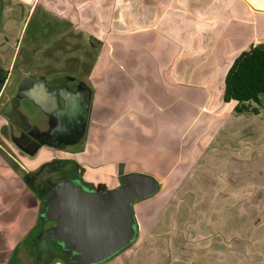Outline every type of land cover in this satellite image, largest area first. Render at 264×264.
Segmentation results:
<instances>
[{
  "label": "crops",
  "instance_id": "1",
  "mask_svg": "<svg viewBox=\"0 0 264 264\" xmlns=\"http://www.w3.org/2000/svg\"><path fill=\"white\" fill-rule=\"evenodd\" d=\"M38 7L56 17L55 35L34 38L14 75L20 37ZM259 44L264 0H0V136L26 84L82 82L92 99L83 139L65 150L23 152L18 168L28 174L64 159L105 189L131 172L154 175L160 189L134 205L139 235L125 264H264V96L261 106L248 104L257 113L236 112L223 99L228 69ZM2 166L0 230L14 223L9 212L23 217L40 206L38 195L28 202L31 181L3 175ZM4 253L0 264L9 261Z\"/></svg>",
  "mask_w": 264,
  "mask_h": 264
},
{
  "label": "water",
  "instance_id": "2",
  "mask_svg": "<svg viewBox=\"0 0 264 264\" xmlns=\"http://www.w3.org/2000/svg\"><path fill=\"white\" fill-rule=\"evenodd\" d=\"M24 94L44 108L33 89L25 90ZM86 128L84 120L71 143L80 142ZM159 189L156 177L142 172L123 175L121 184L113 189H101L82 179H64L43 201L40 217L56 225L39 239L59 244L69 255L65 260L102 264L138 239L134 205Z\"/></svg>",
  "mask_w": 264,
  "mask_h": 264
},
{
  "label": "rangeland",
  "instance_id": "3",
  "mask_svg": "<svg viewBox=\"0 0 264 264\" xmlns=\"http://www.w3.org/2000/svg\"><path fill=\"white\" fill-rule=\"evenodd\" d=\"M46 18V19H44ZM56 22V17L52 16H46L45 13H43V10L41 7H38L35 11H33L30 16L27 19V24L25 26V29L20 37V47L21 50L18 54V60L16 64V68L14 71V75H16L19 72V69L24 66L27 61V55H29V47L31 46L30 43H32L33 39L36 38L38 41L45 42V40H50L55 35L54 23ZM19 47V48H20ZM29 52V53H28ZM90 59L94 58V54L89 55ZM34 61L32 63L39 64L41 62V59L39 57L33 58ZM9 86L7 93L14 94L16 90L18 89L13 83ZM4 106V104H0V109ZM21 110L23 113L38 127L42 129L48 128L47 123V116L43 112L41 108H39L38 105H36L32 100H29L28 98L22 99L21 103ZM10 120V129L11 131L15 132L14 126L11 123ZM6 132H3V134L0 136V160L3 161V175L7 174L9 178L16 177V175H21L23 179L27 178L31 181V186L28 192V202L31 204L32 198L31 195L37 196L40 193V188L47 189L48 192H50L54 186L63 180V178L67 177L68 173H63L60 170L55 172L50 168L49 163H43L39 165L37 168H33L30 173H23L17 166V163L20 162V158H22V155L25 156L23 152H21L19 149H17L14 144L12 143L10 137L8 136V129H6ZM80 147V146H79ZM69 149L68 152H74L76 150ZM79 149V148H78ZM60 150V149H59ZM55 151L48 152L49 154L54 153ZM61 151H58L60 153ZM14 160L16 161V164L14 163ZM7 167V168H6ZM76 172V170H74ZM165 188H167V185L165 184ZM41 194V193H40ZM164 193H161L159 195V199L162 201H165L163 206H167L166 204L169 199L162 198ZM39 197V196H38ZM161 197V198H160ZM43 196H42V206L43 208ZM177 201L176 198H173L171 202ZM145 202H141L137 204V211L138 215L141 219V221L144 219V213H145ZM161 202L157 204V207H162ZM170 208V211L177 212L174 208V205L170 204L168 206ZM40 206L38 208H35L34 210L30 211L25 216L18 217L17 212H9L7 219L9 218V222H14L12 224H9L8 229H1L0 230V248L3 249L5 252L2 256L8 257L9 261L5 264H38L39 263V252L37 250V245H32V240L30 237L33 235L32 233L36 232L38 228L39 222L37 221V217L39 214ZM175 214V213H174ZM175 217V216H174ZM16 221V222H15ZM46 225L41 226V228H45ZM142 232L145 233V230ZM32 234V235H31ZM133 252V248H125L124 250L120 251L113 257L109 258L107 261H105L103 264H125L129 257L131 256ZM44 259H40V263H43ZM47 264H82L76 261H67L63 258L54 257L50 261H48Z\"/></svg>",
  "mask_w": 264,
  "mask_h": 264
},
{
  "label": "flooded vegetation",
  "instance_id": "4",
  "mask_svg": "<svg viewBox=\"0 0 264 264\" xmlns=\"http://www.w3.org/2000/svg\"><path fill=\"white\" fill-rule=\"evenodd\" d=\"M27 89H33V94L43 104L44 108L40 105L38 106L47 116V129H42L31 122L21 110L22 99L27 98L24 94ZM52 98H54V101H52ZM32 101L34 102V100ZM91 106L92 99L90 90L82 82H75L74 79L70 77L63 78L60 81H57L56 78L34 79L19 90V93L10 105L9 111H4L12 121L11 123L15 130V132H13L11 131L12 129H9L7 134L14 146L24 153L33 154L44 145H50L57 149L65 150L79 143L73 144L71 141L81 129L84 120H87L88 127ZM49 164L50 168L55 172L60 170L63 173H68V176L63 178V180L81 179L79 175H76L77 173L74 172L73 166L64 159L55 160ZM40 193L38 195L40 210L37 217L39 224L36 232L32 233L33 235L31 234L32 236L30 239L33 242L32 245H37V250L40 255L39 259H44V261H50L54 257L63 259L69 257L67 252L63 251L59 244L56 243V245H54L52 241L48 242L39 239L42 233L56 225L55 222H50L40 217L43 210V208H41L42 196L44 200L48 194V190L40 188ZM43 225H46V227L41 228ZM67 261L71 260L68 259Z\"/></svg>",
  "mask_w": 264,
  "mask_h": 264
},
{
  "label": "trees",
  "instance_id": "5",
  "mask_svg": "<svg viewBox=\"0 0 264 264\" xmlns=\"http://www.w3.org/2000/svg\"><path fill=\"white\" fill-rule=\"evenodd\" d=\"M0 70V90L5 82V75ZM264 96V44L251 46L242 51L228 69L224 80L225 102H235V111H252L258 108L248 105L255 102L262 105ZM78 175V174H76ZM66 258V257H65ZM48 261L38 264H47Z\"/></svg>",
  "mask_w": 264,
  "mask_h": 264
}]
</instances>
